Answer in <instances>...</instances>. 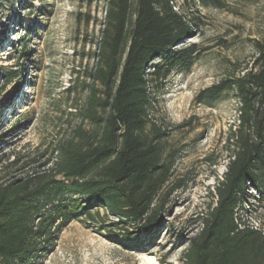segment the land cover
<instances>
[{
    "label": "trees",
    "instance_id": "obj_1",
    "mask_svg": "<svg viewBox=\"0 0 264 264\" xmlns=\"http://www.w3.org/2000/svg\"><path fill=\"white\" fill-rule=\"evenodd\" d=\"M188 1L226 7L225 0ZM204 18L181 11L178 0H106L84 110L93 128L60 142L47 170L0 184V264L27 262L60 220L103 228L101 234L130 250L152 244L168 195L179 186L172 181L178 150L167 147L168 132L153 109L172 73L190 71L209 49L188 40L202 33ZM21 51L29 57L28 39ZM255 51L252 66L196 95L202 102L233 93L240 113L224 146L229 160L214 186L217 200L199 216L201 227L189 239L183 264H264V229L239 214L246 187H264V38L256 40ZM7 72L8 81L21 74ZM101 211L116 220L104 221Z\"/></svg>",
    "mask_w": 264,
    "mask_h": 264
},
{
    "label": "rangeland",
    "instance_id": "obj_2",
    "mask_svg": "<svg viewBox=\"0 0 264 264\" xmlns=\"http://www.w3.org/2000/svg\"><path fill=\"white\" fill-rule=\"evenodd\" d=\"M226 7L178 0L181 11L204 15V29L188 38L209 49L190 71H175L158 92L153 118L166 128L167 147L177 158L168 210L152 244L130 250L119 239L81 220L52 225L24 264H183L184 251L201 227L214 186L227 170L225 144L238 124L233 93L215 101L195 100L233 71L252 66L255 42L264 38V0H225ZM106 0H0V184L19 183L47 170L60 142L92 129L84 110L89 72L96 66ZM33 5V6H31ZM28 39L29 57L21 43ZM1 65L8 66L7 69ZM236 65V66H235ZM21 74L8 81V72ZM246 187L239 206L245 222L264 229V187ZM106 222L107 217L101 211ZM41 216L35 218V223ZM115 229V226H109ZM118 230H120L118 228ZM111 236V237H110ZM148 241V236L140 235Z\"/></svg>",
    "mask_w": 264,
    "mask_h": 264
}]
</instances>
